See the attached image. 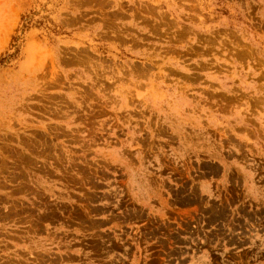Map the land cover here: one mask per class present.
I'll list each match as a JSON object with an SVG mask.
<instances>
[{"label": "rangeland", "instance_id": "rangeland-1", "mask_svg": "<svg viewBox=\"0 0 264 264\" xmlns=\"http://www.w3.org/2000/svg\"><path fill=\"white\" fill-rule=\"evenodd\" d=\"M0 264H264V0H0Z\"/></svg>", "mask_w": 264, "mask_h": 264}]
</instances>
